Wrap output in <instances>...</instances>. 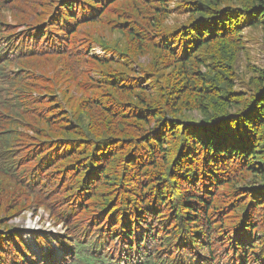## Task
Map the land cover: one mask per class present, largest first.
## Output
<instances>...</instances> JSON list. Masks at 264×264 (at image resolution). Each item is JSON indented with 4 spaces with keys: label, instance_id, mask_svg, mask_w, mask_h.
Listing matches in <instances>:
<instances>
[{
    "label": "trees",
    "instance_id": "trees-1",
    "mask_svg": "<svg viewBox=\"0 0 264 264\" xmlns=\"http://www.w3.org/2000/svg\"><path fill=\"white\" fill-rule=\"evenodd\" d=\"M34 10L0 30V264H264V63L238 76L264 0ZM30 207L55 246L7 225Z\"/></svg>",
    "mask_w": 264,
    "mask_h": 264
},
{
    "label": "rangeland",
    "instance_id": "rangeland-1",
    "mask_svg": "<svg viewBox=\"0 0 264 264\" xmlns=\"http://www.w3.org/2000/svg\"><path fill=\"white\" fill-rule=\"evenodd\" d=\"M30 2L31 3H28L27 0H17L14 2V4H9L8 6L4 5L5 9L0 11V20L2 22L0 30L3 31L2 35L14 34V40H17L19 37L24 35V30L26 29L25 25L33 16L35 12L34 8L37 10V4L42 2V0H30ZM245 46L247 47V50L243 51L245 54L242 53L240 55L238 70L239 79L240 81L244 82L249 78L250 75V73H247L248 68H246V63H249L250 67L262 66L264 63V45L261 40V34L257 32H250L247 39V44ZM92 54L101 55L102 52L100 49L95 48L92 51ZM246 56H248L249 59H246ZM140 60L139 62L143 65L149 61L145 58H141ZM135 69L138 70L137 67H135ZM137 78H139V76H137ZM193 117L192 120L194 121L201 120L199 115L196 116L194 114ZM0 173L3 174L1 171ZM4 177L10 181L7 176L4 175ZM0 191L1 194H6L5 190ZM7 225L16 231L18 237L30 251H32V241L35 240L34 238L36 236H44L48 242H51L55 246L56 240L63 238L64 234H66V227L63 224L55 223L50 219L46 211L36 207H30L29 210L25 209L21 211L19 215L13 216L11 219H9ZM33 243L34 247H36L35 245L37 243L35 241ZM34 250V254L38 256L39 248H34ZM60 255L61 252H59L56 256L60 257Z\"/></svg>",
    "mask_w": 264,
    "mask_h": 264
},
{
    "label": "bare ground",
    "instance_id": "bare-ground-1",
    "mask_svg": "<svg viewBox=\"0 0 264 264\" xmlns=\"http://www.w3.org/2000/svg\"><path fill=\"white\" fill-rule=\"evenodd\" d=\"M75 182H76V180H75ZM75 184V183H74ZM77 184V183H76ZM80 184V183H79ZM74 187V186H73ZM169 187V186H168ZM61 193V192H60ZM64 194V193H63ZM58 196V195H57ZM66 196V195H65ZM69 196V195H68ZM20 206V205H19ZM23 208V207H22ZM169 212V211H168ZM161 215H163V213L161 214ZM258 216V215H257ZM164 223V222H163ZM3 229V228H2ZM214 229V228H213ZM263 229V228H262ZM29 230V229H28ZM216 232V231H215ZM254 234V233H253ZM262 234V233H261ZM226 257V256H225Z\"/></svg>",
    "mask_w": 264,
    "mask_h": 264
}]
</instances>
